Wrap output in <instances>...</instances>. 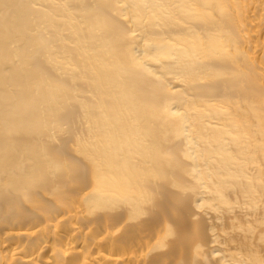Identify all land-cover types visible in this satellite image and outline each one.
Wrapping results in <instances>:
<instances>
[{"label":"bare ground","instance_id":"1","mask_svg":"<svg viewBox=\"0 0 264 264\" xmlns=\"http://www.w3.org/2000/svg\"><path fill=\"white\" fill-rule=\"evenodd\" d=\"M0 264H264V0H0Z\"/></svg>","mask_w":264,"mask_h":264}]
</instances>
